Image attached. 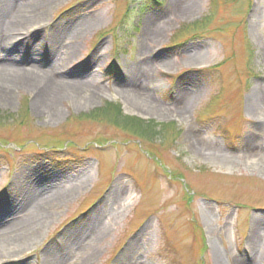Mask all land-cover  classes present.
Listing matches in <instances>:
<instances>
[{
	"label": "rangeland",
	"instance_id": "obj_1",
	"mask_svg": "<svg viewBox=\"0 0 264 264\" xmlns=\"http://www.w3.org/2000/svg\"><path fill=\"white\" fill-rule=\"evenodd\" d=\"M41 12L26 66L92 95L59 96L53 114L44 85L0 95L1 222L20 188L54 196L0 264H264V0H50Z\"/></svg>",
	"mask_w": 264,
	"mask_h": 264
},
{
	"label": "bare ground",
	"instance_id": "obj_2",
	"mask_svg": "<svg viewBox=\"0 0 264 264\" xmlns=\"http://www.w3.org/2000/svg\"><path fill=\"white\" fill-rule=\"evenodd\" d=\"M175 1V0H174ZM177 1V0H176ZM50 0H1L0 2V95L8 93L12 87H16L22 84H33L44 85L41 89L40 94H43L44 105L49 109V112L53 114L51 110H54L56 98L67 93H73L78 97L91 98L81 84L77 86L71 85L70 82L65 81L61 76H53L50 73L40 75L35 69L26 66L28 63H33V56L35 55V38L37 34L31 33L30 29L35 26L39 27L42 24L41 10L46 8ZM84 10L83 12H87ZM85 14V13H84ZM86 15V14H85ZM83 21V22H82ZM76 22L82 25L83 28H89L92 21H89L87 16L82 15L81 18ZM78 26V25H77ZM79 28V27H77ZM76 28V29H77ZM75 30V29H74ZM64 32L58 31L54 34V43L52 44L51 51H54L56 42L62 36ZM53 53V52H52ZM126 87L131 91L133 98L140 100L147 104V93L144 92L140 85L136 82H131L126 79ZM52 87V88H51ZM262 88H258L256 96L260 97L262 94ZM144 98V99H143ZM151 109H155V104L148 105ZM34 170H36L34 172ZM32 170L30 177H36V181L43 184L46 178L42 179L45 173L43 166L36 167ZM40 173V174H39ZM41 175V176H37ZM33 185V184H32ZM28 188H20L23 190L24 198L20 204H14L13 210L18 213H10L11 220L1 222L0 220V250L6 247L14 250L13 255L21 253L24 248L27 247L28 243L35 237L42 222H46V214L44 210L47 203H49L53 195H46L44 191L35 189L31 191V186ZM25 191V192H24ZM116 195V191L112 193L110 198ZM13 202V201H12ZM15 202V201H14ZM11 205V206H12ZM7 209H0V215L7 216L9 207ZM17 215V216H14ZM92 227H96L97 221L91 223ZM90 232L91 241L95 240L96 236L94 230ZM95 237V238H94ZM63 243V242H62ZM27 244V245H26ZM64 245V244H63ZM18 249V250H17ZM249 256H255L253 249ZM2 251V250H1ZM0 251V252H1ZM6 263V262H4ZM3 263V264H4ZM59 264V263H52Z\"/></svg>",
	"mask_w": 264,
	"mask_h": 264
},
{
	"label": "trees",
	"instance_id": "obj_3",
	"mask_svg": "<svg viewBox=\"0 0 264 264\" xmlns=\"http://www.w3.org/2000/svg\"><path fill=\"white\" fill-rule=\"evenodd\" d=\"M112 107V109H111ZM102 111L105 112L106 116L110 119H120L116 113H114V106L113 105H110V106H106L105 108L102 109ZM119 113V112H118ZM133 119V120H132ZM125 123L129 126V127H132L131 129L133 131H137L139 133H142V134H145V133H149V132H152V129H148L147 128V124L146 123H143L142 121L140 120H137V119H134V118H131L129 120H126ZM154 125V124H153ZM155 126V125H154ZM167 126H163L162 129H166ZM1 147V146H0Z\"/></svg>",
	"mask_w": 264,
	"mask_h": 264
}]
</instances>
